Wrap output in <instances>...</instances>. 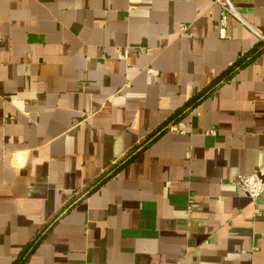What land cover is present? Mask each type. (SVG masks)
<instances>
[{
  "label": "crops",
  "instance_id": "0c3cea01",
  "mask_svg": "<svg viewBox=\"0 0 264 264\" xmlns=\"http://www.w3.org/2000/svg\"><path fill=\"white\" fill-rule=\"evenodd\" d=\"M231 1L222 29L214 0H0V264H264L236 184L264 163V0Z\"/></svg>",
  "mask_w": 264,
  "mask_h": 264
},
{
  "label": "built area",
  "instance_id": "2783aa9c",
  "mask_svg": "<svg viewBox=\"0 0 264 264\" xmlns=\"http://www.w3.org/2000/svg\"><path fill=\"white\" fill-rule=\"evenodd\" d=\"M221 6L220 26L225 28L230 16L242 20L241 15L231 0H214ZM263 39L264 36L259 34ZM152 71V70H151ZM236 184L252 199L257 200L264 195V163L250 174H240Z\"/></svg>",
  "mask_w": 264,
  "mask_h": 264
},
{
  "label": "trees",
  "instance_id": "16d2710c",
  "mask_svg": "<svg viewBox=\"0 0 264 264\" xmlns=\"http://www.w3.org/2000/svg\"><path fill=\"white\" fill-rule=\"evenodd\" d=\"M241 66L243 65V64H240ZM224 76V75H223ZM222 76V77H223ZM217 78L216 80H215V82H213V83H211L210 85H209V87L207 88V89H205V90H202L201 91V93H199L198 94V96L195 98V100L193 99V101H191V102H189L184 108H186V107H190V105H192V104H196L197 103V101L200 99V98H202L203 97V95L204 94H206L207 92H209L210 90H212L222 79L224 80V79H226L225 77L224 78ZM229 77V75L227 76V78ZM221 79V80H220ZM184 108H181V109H179L175 114H173V116H171L166 122H165V124H163L159 129H157L155 132H153L143 143H144V146H147L150 142H152L154 139H156L158 136H160L167 128H166V126L169 124V123H171V122H173L176 118H177V116H178V114L180 113V112H182L183 111V109ZM122 166V165H121ZM121 166H118L117 168H115V170L114 171H117ZM34 247V242L30 245V246H28V247H26L24 250H23V252L20 254V256H19V258H17L12 264H23L24 263V261H25V259L27 258V256H28V254H29V252H30V250L32 249Z\"/></svg>",
  "mask_w": 264,
  "mask_h": 264
}]
</instances>
